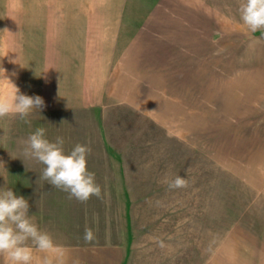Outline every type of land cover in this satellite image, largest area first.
I'll return each mask as SVG.
<instances>
[{"label":"rangeland","instance_id":"374dc122","mask_svg":"<svg viewBox=\"0 0 264 264\" xmlns=\"http://www.w3.org/2000/svg\"><path fill=\"white\" fill-rule=\"evenodd\" d=\"M244 2L0 0V17L7 18H29L47 9L49 15L61 16V5H67L84 14L93 6L94 15L133 17L135 26L143 20L157 22L166 42L179 44L182 75L198 84L183 94L191 93L190 97L182 95L179 109L174 104L166 106L161 120L165 127L123 106L109 105L101 126L107 130L106 141L112 146L123 181L117 185V198L49 200V224L58 223L54 211L74 215L75 210L86 207V227L92 228L100 242L122 244L124 264H264V188L251 185L261 180L264 186V154L249 140L264 139L260 132L264 120L237 118L240 107L243 115L264 116V94L263 103L254 109L251 103L239 104L237 86L245 81L264 83V29L252 32L243 23L239 9ZM41 3H49L50 8H34ZM73 4L80 8H72ZM22 26L28 34L29 27ZM34 58L1 55L0 88L12 89L2 68L13 84L16 76V86L21 87ZM225 80L236 81L226 95ZM58 123L54 121V127ZM29 124L28 116L0 118V189L9 188L5 175L11 149L27 140ZM238 125L246 128L240 148L232 140L237 135L225 134L226 127L231 133L239 132ZM178 175L188 181L187 187L170 189L163 182ZM27 200L30 218L37 223L41 217L33 211L44 203ZM48 234L58 242L67 237V232L62 236L52 225ZM74 234L76 239L84 236V232L82 237ZM0 264H4L3 257Z\"/></svg>","mask_w":264,"mask_h":264},{"label":"crops","instance_id":"0c3cea01","mask_svg":"<svg viewBox=\"0 0 264 264\" xmlns=\"http://www.w3.org/2000/svg\"><path fill=\"white\" fill-rule=\"evenodd\" d=\"M101 4L106 7L105 3ZM35 7L43 10L50 8L49 3ZM61 7L64 8L61 16L49 15L47 9L44 14L32 13L29 18L0 17V32L4 35L0 39V56L35 57L33 62L30 61L31 67L28 74L25 73L21 87L19 84L16 86L17 77L14 78V84L22 94L38 95L45 103L42 110H33L28 115L29 133L44 128L50 141L62 137L65 152L71 151L77 144L89 147L91 151L87 156V167L95 174L96 183L101 187V196H92L89 200L117 198V185L123 181L112 156V146L106 141L107 130L101 126V121L106 118L105 109L109 105H120L165 127L161 120L165 118L166 106L174 104L175 110L179 109L176 107L182 106V95L192 92L191 88H197L198 84L191 77L185 79L182 75V61L178 57L180 47L176 48L179 44L166 42L165 32L159 30L157 22L143 20L135 26L133 17L94 15L93 6H90L92 9L87 14L80 9L71 11L67 5ZM71 7L75 9L79 5L73 4ZM71 12L73 14H69ZM23 24L29 27L28 34ZM6 76L11 79L10 74ZM235 82L225 80V89H228L225 95ZM237 86L240 88L239 104L248 102L255 109L263 103V82L245 81ZM11 91V87L0 88V95H7ZM183 96L190 97L191 93ZM240 110L238 120H264L263 115L253 112L243 115ZM225 119H228L227 115ZM58 120L60 126L56 128L54 121ZM242 127L238 125L239 132L236 133L225 128L228 137L237 135L232 140L239 148L245 141L242 137L244 134L246 136V128ZM260 132L263 133L264 129ZM249 140L258 145L264 154V139L261 136ZM24 147L25 144L13 145L6 182L18 196L44 203L45 207L33 211L37 217H41L39 221L36 219L41 231L49 233L52 225L62 236L64 231L67 232L65 240L54 241L63 253V264H124L122 244L100 242V239L85 243L83 238H75L77 234L74 233L82 237L86 228L83 218L87 215L86 207L78 208L74 215L54 211L59 217L58 223L49 224V200H78L70 199L68 193L41 179L44 165L25 158ZM251 185L257 189L264 188L261 180ZM29 245L34 250L35 264H39L45 256L52 255L39 252L31 242Z\"/></svg>","mask_w":264,"mask_h":264},{"label":"clouds","instance_id":"9594fccd","mask_svg":"<svg viewBox=\"0 0 264 264\" xmlns=\"http://www.w3.org/2000/svg\"><path fill=\"white\" fill-rule=\"evenodd\" d=\"M240 18L252 32L264 29V0H245L240 5ZM16 63V61H12ZM4 79L12 86L7 95H0V118L18 115L27 117L33 110L40 111L45 103L40 96L22 94L5 75ZM15 75V73H13ZM23 155L44 165L41 179L52 187L69 194L80 202H87L92 196H101V187L96 183L95 174L87 167V156L91 149L86 145L77 144L65 152L64 140L57 137L55 141L46 138L45 129L37 128L23 142ZM170 189L185 188L188 181L176 176L163 181ZM83 239L92 243L95 239L92 228L86 227ZM52 255L45 256L39 264H63V253L47 232L41 231L29 215V202L18 196L10 188L0 189V257L4 264H35L34 250Z\"/></svg>","mask_w":264,"mask_h":264}]
</instances>
